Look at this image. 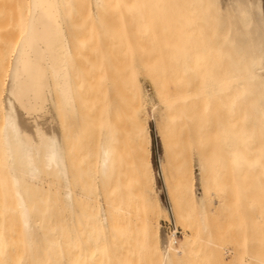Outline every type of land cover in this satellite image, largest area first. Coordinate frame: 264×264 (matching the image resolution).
<instances>
[{
  "label": "rangeland",
  "instance_id": "rangeland-1",
  "mask_svg": "<svg viewBox=\"0 0 264 264\" xmlns=\"http://www.w3.org/2000/svg\"><path fill=\"white\" fill-rule=\"evenodd\" d=\"M184 1L105 0L96 17L91 0H73L72 8L88 11L87 18L73 19L79 21L80 34L88 37L87 43L79 44L78 53L85 61H74L82 77L79 111L74 116L61 109L54 112L66 133L75 212L66 206L56 168L42 172L36 184L24 183L34 222L30 251L16 199L10 193L12 187H7L1 201L6 187L0 185V242L7 243L1 264H162L161 240L159 251L154 250L148 227L152 217L145 205L146 195L159 198L162 207L157 223L166 237L173 228L164 223L171 215L170 203L179 229L178 233L175 230L174 245L185 244L184 251L172 254L175 257L167 264H264V114L260 112L264 91L253 90L251 98L261 107L252 114V123L257 125L254 146L257 155L262 153V164L241 173L224 171L219 179L225 185L218 187L213 185L211 172L202 178L199 170L200 152L208 156L210 146L202 149L195 141L184 143V131L170 132L163 103L150 79L151 61H183L179 49L184 44L182 30L185 26L199 28L198 18L190 17L187 22L184 17L185 4L194 14L196 2ZM27 2L0 0V81L5 78L2 74L11 48L22 32ZM208 20L206 17V23ZM83 25L86 28L82 29ZM214 103L204 117L218 127L229 113ZM138 110L139 117L134 113ZM66 119L72 122L71 131ZM143 126L151 137L153 190L141 189L136 177V142ZM105 131L112 134L114 150L107 174L99 166ZM185 160L195 175L191 190L181 184ZM102 207L109 218L107 229L100 221Z\"/></svg>",
  "mask_w": 264,
  "mask_h": 264
},
{
  "label": "bare ground",
  "instance_id": "bare-ground-1",
  "mask_svg": "<svg viewBox=\"0 0 264 264\" xmlns=\"http://www.w3.org/2000/svg\"><path fill=\"white\" fill-rule=\"evenodd\" d=\"M91 1L97 11L105 6V0ZM194 1L195 15L190 14L191 6L188 8L187 3L184 17L187 22L190 17L198 18L199 28L185 26L182 30L184 44L179 49L183 61H151L149 75L163 103L170 132L184 131V143L195 141L202 149L210 146L208 156L200 152L199 170L202 178L211 172L213 185L221 187L225 183L219 178L224 171L235 169L241 173L262 164V153L257 155L254 146L257 125L252 123V114L261 107L251 98L253 90H260L261 94L264 91V0ZM68 4L69 0H28L22 32L14 41L10 61L3 69L5 78L1 80L0 138L7 142L3 149L5 154L8 151V157L5 156L8 185L12 187L10 193L16 199L26 247L30 251L34 245V222L24 183L36 184L42 172L56 168L66 206L72 214L75 212L70 168L55 133L56 116L53 114L55 109L73 116L78 111L73 53L65 40L61 19L53 15L56 10L61 13L59 9H65ZM206 17L209 18L207 23ZM214 102L229 113L218 127L206 122L204 114L214 108ZM137 112L139 110L134 111ZM260 112L264 114V108ZM143 129L140 133L143 136L136 133L139 135V138L136 136L139 142H136L139 150L136 177L141 189L153 190L151 137L147 127ZM112 138L111 132L105 131L101 139L99 166L104 174L113 161ZM163 145L166 147V140ZM162 173L165 178L163 166ZM194 181V172L185 160L181 184L191 190ZM145 205L152 217L148 227L154 250L159 251L161 240V263L167 264L175 253L184 251L185 244L174 245L175 232L167 237L160 233L157 213L160 214L162 206L158 197L146 195ZM100 221L105 229L109 227L103 207ZM6 245L0 242V255L4 254Z\"/></svg>",
  "mask_w": 264,
  "mask_h": 264
},
{
  "label": "crops",
  "instance_id": "crops-1",
  "mask_svg": "<svg viewBox=\"0 0 264 264\" xmlns=\"http://www.w3.org/2000/svg\"><path fill=\"white\" fill-rule=\"evenodd\" d=\"M65 9L64 8H61L59 9L60 12H58L56 10V12L59 14V17H57V13L56 15L53 13V11H51L54 15V17L56 18H59L61 19L60 20V23L62 24L61 25V28L64 29V34H65V40L68 41L67 43L69 44V48L70 50L72 51L73 53V58L71 59V61H85L84 59H82V57H80L79 55V44L80 42H86L88 41V37L84 36V34H80L79 32V27H78V24H79V21L78 20H73L75 18H78V17H82V18H87L88 17V11H80V10H75L73 7V0H69V4L68 5H65ZM52 13H49L51 14V17L53 16ZM79 13H81L82 15L80 16ZM92 13L94 14V16L98 17V15L100 14L99 10L97 11L96 9L93 8L92 6ZM98 13V14H97ZM48 14V15H49ZM49 17V16H48ZM83 28H86L84 25L82 26V29ZM67 38V39H66ZM76 53V54H75ZM74 68H75V72H74V82L76 84V96H77V100H79V90H78V85L80 83V81H82V77H79V65L78 63L74 62ZM3 87V86H2ZM78 103V101H77ZM79 111V105H78V109ZM63 111V110H62ZM78 111H77V114H78ZM54 112V111H53ZM55 115V112L53 113ZM69 115V114H67ZM56 118V117H54ZM55 133L57 134V138L59 136V145L62 149V145H63V153L64 155L66 154V138H65V135L66 133L63 131V124L60 122V119L59 117L57 116V118L55 119ZM66 122L68 124H64V126H67L66 128L70 129V131L73 129L72 125H71V121L70 120H67L66 119ZM78 124L79 122L76 123V132H78ZM59 134V135H58ZM3 138V137H2ZM0 138V185L3 187L5 186L6 189H2V192H1V201L4 200V196L5 194H7L8 190H7V187L9 186L8 185V182H9V172H8V167L6 166L7 163V159L5 160V156L8 154V151L6 152L7 154L4 153V149L3 147L7 146V142L6 144L3 142V139ZM2 142V144H1ZM62 144V145H61ZM65 146V147H64ZM6 150V148H5ZM8 157V155L6 156ZM66 160H67V157H66ZM68 162V161H67Z\"/></svg>",
  "mask_w": 264,
  "mask_h": 264
},
{
  "label": "built area",
  "instance_id": "built-area-1",
  "mask_svg": "<svg viewBox=\"0 0 264 264\" xmlns=\"http://www.w3.org/2000/svg\"><path fill=\"white\" fill-rule=\"evenodd\" d=\"M168 207H169V209L171 211V215H170L169 221H164V223L168 222L169 225L171 224L173 226V228H171V230H169V231H171V232L174 231L175 232V230H177V233H178L179 229L176 228V224H175V220H174V217H173V213H172V209H171L170 203H169Z\"/></svg>",
  "mask_w": 264,
  "mask_h": 264
}]
</instances>
